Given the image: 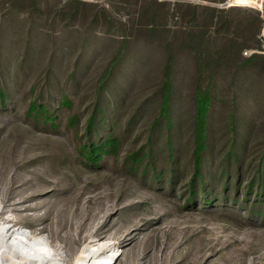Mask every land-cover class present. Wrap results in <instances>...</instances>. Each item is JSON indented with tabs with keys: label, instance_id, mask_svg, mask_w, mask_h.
<instances>
[{
	"label": "rangeland",
	"instance_id": "rangeland-1",
	"mask_svg": "<svg viewBox=\"0 0 264 264\" xmlns=\"http://www.w3.org/2000/svg\"><path fill=\"white\" fill-rule=\"evenodd\" d=\"M20 1L14 13L11 0H0V219L10 218L33 237L47 238L64 250L66 264H74L85 248L103 243L120 251L115 264H264V207L260 213L259 205L254 207L264 201V73L246 71L236 77L231 67L216 72L211 86L213 161L205 166L206 192L196 187V203L189 202L190 95L197 77L194 52L178 49L180 38L202 32L209 50L231 39L243 43L247 35L232 36L233 30L223 35L218 26L206 27L205 20L214 7L225 10L219 18L243 27L258 12L249 5L253 0H235L246 6L229 9L211 0H182L202 8L203 22L192 24L182 21L168 0H158L169 2L171 10L158 13L154 24L140 9L146 0H81L87 7L74 16L73 7L65 6L68 0ZM8 20L14 23L12 38L27 40L11 56L5 51L13 42L6 37ZM140 25H153L158 36L149 40ZM123 39L128 47L114 65L110 60ZM66 42V56L53 60ZM167 42L180 53L172 58V132L164 119L154 128L170 53ZM259 42L257 51L264 54L262 33ZM250 51L256 50L244 48L242 59ZM14 67L16 76L10 73ZM244 77H258L260 86L240 91L237 85ZM31 102L47 107L52 120L27 113ZM233 108L240 128L236 144L250 135L245 153L235 150L239 168L233 157L227 159ZM168 137L173 138L174 163ZM108 138L122 143L119 153L97 164L87 161L81 147ZM134 154L143 164L132 162ZM247 193L249 204L243 207Z\"/></svg>",
	"mask_w": 264,
	"mask_h": 264
},
{
	"label": "trees",
	"instance_id": "trees-1",
	"mask_svg": "<svg viewBox=\"0 0 264 264\" xmlns=\"http://www.w3.org/2000/svg\"><path fill=\"white\" fill-rule=\"evenodd\" d=\"M12 3H14V13H18V10L21 7L22 1L20 0H11ZM225 2V0H222V3ZM243 1H237V3H242ZM221 3V2H220ZM139 5V4H138ZM144 6L142 4L140 5V9L143 10V13L150 18V22L154 24L156 22V19L158 17V13H162V11H170V3L169 2H160L158 0H146L144 1ZM66 8L69 6L73 7V16L76 15V13L80 10V8H86L87 3L83 2L81 0H68L65 3ZM201 6L199 5H193L189 3H174L172 5V8L174 12L179 13L181 15V20L186 22L187 24H192L195 22H203V18H201V14L199 13ZM63 7L55 9L54 11L55 16L59 17L63 13ZM209 15L207 16L205 20V26L208 27H217L218 33H224L223 35L227 34L230 30H233V35L237 37L239 34L243 37L244 35H247L245 37V41L243 43L240 42L237 43L235 39H231L229 41V44H227L224 47H218L216 50L212 48V50H209L206 46L205 40V33L203 32L201 34H188L186 37L180 38V44L178 46V49H180V52L185 49H189L194 52L193 62L195 65L193 76L197 77L196 83H194L193 90L190 95V102L192 104V109L190 111L191 120L193 121V129H192V141H193V148H192V164L189 165V167L193 170L192 174V197L188 198L189 202L196 203L195 198V188H203L204 192H206V185L205 181L208 179L205 172L206 167L210 166L213 159V146L210 139V131H211V117H212V108H213V97H212V84L215 80V74L218 70L224 67H231L232 70H234V74L236 77H238L239 74L243 75L246 73V71H255L258 74L264 73V54L259 53H253L248 58L242 59L241 52L244 48H252L254 50H259L261 48L260 42H259V35L261 33V30L263 28V20L260 17L259 12L255 13V17L248 22L245 26H241L239 24H236L232 22L229 18H219L218 14L219 12H223L225 10H221L218 8L210 7L209 9ZM43 10L39 9L38 14L42 15ZM234 23V24H233ZM8 28L6 30L7 39H13V42H11L9 45V49L6 48L5 51L8 56H11L12 54H15L17 51H19L22 46H24L27 42V40H23L19 37H13L14 34V23L10 24L8 20ZM202 26V25H201ZM1 28V25H0ZM141 32L150 40L157 35L158 31L154 29V26L149 25H140ZM239 31V33H238ZM238 33V34H237ZM2 38L0 39L1 42ZM123 42H120L119 48H117L116 53L113 58H111L112 64L116 65L121 61V58L123 56L124 51L128 47V42L126 40H122ZM3 45V44H2ZM0 44V47H2ZM171 43L167 42L165 43V46H167V51L170 53L166 54V63H165V73H164V79L162 82V87L160 91V104L157 105V114L158 118L157 121L154 122V128L155 130L160 127L159 121L165 120L166 126L170 129L172 132V128H174L173 124L175 119V115L172 111V105H173V97H174V89H173V81H172V58L173 56H177L179 50H175L174 46L173 49H171ZM4 50V48H1ZM69 51L68 43L62 44L59 49L56 52L55 58L53 60L61 61L64 56H66L67 52ZM97 53H101L100 48H97L95 50ZM182 51V52H183ZM26 53H29L31 55L34 54V50H26ZM98 57L100 55H97ZM108 60V61H109ZM17 67L13 68V73L10 72L12 75H15L14 72L17 70ZM144 74V73H142ZM16 76V75H15ZM107 80V79H106ZM258 77H255L254 79H251V77L247 78H240V81L238 82L237 88L240 91L248 92L252 90L253 88L259 87L260 85L258 83ZM264 83V82H263ZM15 85V84H14ZM264 85V84H263ZM264 87V86H263ZM7 92L12 91V85H8L6 87ZM123 93V97H120L118 99L119 105L118 109L123 104V98L127 93H129L128 88ZM2 92L0 91V94ZM63 104H68L66 99H63ZM100 107L99 104H97V108ZM101 108V107H100ZM48 108L43 105H38L36 103H30L27 107V113L31 115H35L39 118H42L46 122H50L52 120L51 116L48 113ZM236 112L235 108H233V114L231 115V130L233 131V138H232V149L231 153L228 154L227 159L230 160L232 157L235 159L237 166L239 168L240 161L239 156L236 154L235 150H238L240 152L239 154L245 153L246 145L249 142L250 135L244 134L241 136L242 138L239 140L240 145L236 144L239 124L236 120ZM73 120L71 121V123ZM88 130L91 131L93 129V121L88 122ZM171 155L170 160L172 163H174L173 155H172V148H173V138L168 137ZM242 142V143H241ZM122 143L118 139L114 138H108L104 140L103 142L94 143L92 141H89L85 143L82 148V155L85 157V159L91 163L97 164L99 163L104 156L106 155H117L120 151ZM150 154H153L152 151ZM132 162H137L138 164H143V161L139 158L138 155L133 156ZM174 165V164H173ZM174 169V167H173ZM172 169V170H173ZM176 170H173V173H175ZM206 175V176H205ZM196 183V181H198ZM226 181H229L226 179ZM240 181L239 174L236 179V184L238 185ZM199 183V184H198ZM253 186V183L252 185ZM202 189V190H203ZM247 192V191H246ZM250 192V191H249ZM248 195L250 193H247V197L245 201L243 202V207H247L248 202ZM263 198V197H262ZM256 205H259L257 208V213H260L262 211V208L264 207V201L262 199L259 200V202L254 204V207Z\"/></svg>",
	"mask_w": 264,
	"mask_h": 264
},
{
	"label": "bare ground",
	"instance_id": "bare-ground-1",
	"mask_svg": "<svg viewBox=\"0 0 264 264\" xmlns=\"http://www.w3.org/2000/svg\"><path fill=\"white\" fill-rule=\"evenodd\" d=\"M10 221L0 219V264H66L64 250ZM119 253L110 243H103L98 248H85L74 264H115Z\"/></svg>",
	"mask_w": 264,
	"mask_h": 264
},
{
	"label": "built area",
	"instance_id": "built-area-1",
	"mask_svg": "<svg viewBox=\"0 0 264 264\" xmlns=\"http://www.w3.org/2000/svg\"><path fill=\"white\" fill-rule=\"evenodd\" d=\"M232 1H235V0H225V2H223L219 6L222 9H229L232 7L246 6V5L236 4L234 2L231 3ZM252 2L253 3L249 4V5L251 6V8H254L255 10H257L260 13L261 19L263 20V24H264V0H253ZM261 33H262V37L264 38V25H263ZM263 51H264V45H263ZM253 53H258V51H250L249 53L245 52V55L248 56V54L252 55ZM261 53H264V52H261Z\"/></svg>",
	"mask_w": 264,
	"mask_h": 264
},
{
	"label": "crops",
	"instance_id": "crops-1",
	"mask_svg": "<svg viewBox=\"0 0 264 264\" xmlns=\"http://www.w3.org/2000/svg\"><path fill=\"white\" fill-rule=\"evenodd\" d=\"M169 2H171V3H176V2H178V3H184V2H182V0H168ZM214 2L215 4H218V3H220L221 2V4H222V0H211V2Z\"/></svg>",
	"mask_w": 264,
	"mask_h": 264
}]
</instances>
